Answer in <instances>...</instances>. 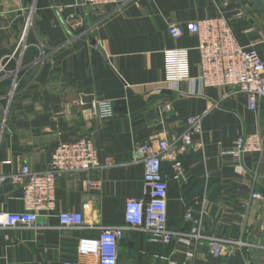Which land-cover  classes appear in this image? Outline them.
<instances>
[{"label":"crops","instance_id":"0c3cea01","mask_svg":"<svg viewBox=\"0 0 264 264\" xmlns=\"http://www.w3.org/2000/svg\"><path fill=\"white\" fill-rule=\"evenodd\" d=\"M259 1L129 0L89 11L79 0H0V214L23 210L22 189L11 176L25 165L47 169L59 142L92 135L102 163L88 173L58 175L57 208L41 216L37 227L0 228V264L76 261L80 238L97 237L101 226L125 225L126 200L144 196L139 145L181 137L193 115H203L202 134L194 135L188 149L174 145L162 157L168 226L206 237L195 252L197 264H264V209L251 198L253 191L264 196V153L240 163L233 154L238 138L264 135V100L253 111L245 93L204 86L197 35L186 32L176 40L168 31L170 23L223 11L238 41L260 48L264 59V0ZM30 22L29 46L22 52L21 35ZM41 43L48 53L37 62ZM94 100L114 101L115 114L94 118ZM176 162L183 167L180 179L174 178ZM91 178L102 180L101 189H90ZM61 211L82 213L84 228L61 227ZM189 211L202 218L201 225L187 218ZM148 238L143 231H126L118 264L183 263L196 243ZM214 238L245 245H224L215 256Z\"/></svg>","mask_w":264,"mask_h":264},{"label":"built area","instance_id":"2783aa9c","mask_svg":"<svg viewBox=\"0 0 264 264\" xmlns=\"http://www.w3.org/2000/svg\"><path fill=\"white\" fill-rule=\"evenodd\" d=\"M129 0H82L81 4L89 11L108 5L121 7ZM79 24V23H78ZM77 24V25H78ZM31 22L25 27L22 35V52L28 48V36ZM168 31L173 39L181 38L186 32L198 37L199 80L207 87H231L233 93H245L249 108L259 111L264 100V59L262 50L257 46L242 45L224 14L220 11L215 17L203 18L186 23H170ZM41 61L47 56L46 45L40 44ZM177 54V53H176ZM14 75V71L5 72ZM4 76H0L2 80ZM17 88L14 81L12 93ZM91 112L96 119L110 118L115 114L114 101L94 100ZM203 115H193L186 119V130L179 138L170 142L166 138L145 141L139 145L143 154L144 196L129 198L125 205V225H106L99 228L97 237H82L77 247L78 260L65 261L64 264H118L120 242L128 230L143 231L151 242L170 244L178 241L185 245H193L194 251L186 253L187 260L183 263L171 261L170 264H197L195 252L201 240L206 237L200 231H175L168 226V180L162 173V157L174 145L184 151L194 144V135H201ZM264 153V135L261 131L240 137L236 141L233 152L234 159L240 163L246 155L262 156ZM102 167L100 151L92 135H84L78 139L59 142L52 153L48 168L43 171H32L27 165L11 176L12 181L22 189L20 200L23 210L0 214V228L15 227L34 228L41 216H48L57 208L56 179L62 173H88ZM175 179H180L184 172L181 162L175 163ZM5 177H0V182ZM101 179L88 180L90 189H101ZM252 199L262 201L264 196L253 191ZM63 228H84L83 214L77 211H61L58 213ZM187 218L201 225L202 218L195 219L189 211ZM224 245H245L241 241L225 238H214L211 241V253L218 256ZM82 258H90L83 261Z\"/></svg>","mask_w":264,"mask_h":264},{"label":"water","instance_id":"95a60500","mask_svg":"<svg viewBox=\"0 0 264 264\" xmlns=\"http://www.w3.org/2000/svg\"><path fill=\"white\" fill-rule=\"evenodd\" d=\"M79 2L81 3L82 0H79ZM259 4L262 5L263 4L262 1H259ZM120 103H124V101L123 100L117 101V104H120ZM41 221H42V218L39 217L38 220H37V222H41ZM192 224H193L192 222H190V223L187 224V227H186V230L187 231H191L192 230Z\"/></svg>","mask_w":264,"mask_h":264},{"label":"rangeland","instance_id":"374dc122","mask_svg":"<svg viewBox=\"0 0 264 264\" xmlns=\"http://www.w3.org/2000/svg\"><path fill=\"white\" fill-rule=\"evenodd\" d=\"M25 30V29H24ZM24 32V31H23ZM22 35H23V33H22ZM22 35H21V37H22Z\"/></svg>","mask_w":264,"mask_h":264}]
</instances>
